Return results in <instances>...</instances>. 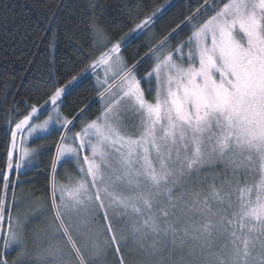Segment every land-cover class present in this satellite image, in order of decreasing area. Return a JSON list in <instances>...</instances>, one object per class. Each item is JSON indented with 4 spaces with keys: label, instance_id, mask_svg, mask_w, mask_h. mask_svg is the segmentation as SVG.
I'll list each match as a JSON object with an SVG mask.
<instances>
[{
    "label": "snow or ice",
    "instance_id": "1",
    "mask_svg": "<svg viewBox=\"0 0 264 264\" xmlns=\"http://www.w3.org/2000/svg\"><path fill=\"white\" fill-rule=\"evenodd\" d=\"M89 8L84 66L60 83L51 56L49 80H36L34 95L44 96L8 122L0 264H29L24 222L6 195L40 148L17 138L51 130L49 200L36 206L50 216L31 264H264V0H197L131 62L123 50L152 30L164 6L119 38L103 7ZM59 40L48 37L51 52ZM84 78L94 80L97 113L88 116L86 104L64 115L69 89ZM64 164L75 174L61 180ZM12 247L18 259L10 261Z\"/></svg>",
    "mask_w": 264,
    "mask_h": 264
},
{
    "label": "trees",
    "instance_id": "2",
    "mask_svg": "<svg viewBox=\"0 0 264 264\" xmlns=\"http://www.w3.org/2000/svg\"><path fill=\"white\" fill-rule=\"evenodd\" d=\"M170 0H0V170L6 162V147L8 144L7 130L9 121L16 115L25 112V102H35L44 96V91L36 93L37 79L49 80L48 64L50 57L55 56L57 67L60 68V83H65L67 71L81 69L83 55H89L90 51L85 47L86 30L84 24L90 3H96L103 7L106 23L111 26V31L119 38L133 26L137 16L144 15L155 10L159 6H165ZM197 0H173L169 7L157 17L152 30L145 37L123 50L128 61L134 58L146 57L148 44L153 40H159L170 31L171 27L180 22V18L186 15ZM131 14V15H130ZM51 25V28H49ZM48 29V31H45ZM53 32H58V41L55 52L48 48V37ZM75 32L72 41L67 40L66 33ZM150 62L143 63L140 72L143 74L148 69ZM65 66V67H62ZM70 78V77H67ZM91 79H85L78 87L73 89L62 109L64 115H74L73 109H79L83 105H90L88 116L97 113L98 106L95 103L96 94L92 88ZM16 108L18 112L11 115ZM57 133L44 140L43 154L39 165L23 175L13 176V182L17 186L10 188L7 193V205L11 203V197H16L21 191L30 194L35 201L44 203L49 200V186L51 181V160L55 153ZM72 169V165H68ZM58 179L63 180L62 170H58ZM22 183V184H21ZM0 185V196H3ZM10 261L18 258V253H8Z\"/></svg>",
    "mask_w": 264,
    "mask_h": 264
},
{
    "label": "rangeland",
    "instance_id": "3",
    "mask_svg": "<svg viewBox=\"0 0 264 264\" xmlns=\"http://www.w3.org/2000/svg\"><path fill=\"white\" fill-rule=\"evenodd\" d=\"M173 2V0H170L165 6H164V11L169 7V5ZM163 11V12H164ZM163 12H161L159 15H161ZM85 79L81 80L78 85L73 86L69 89V93L78 87ZM89 79V78H88ZM92 82L94 83V80L91 79ZM47 118L46 116L41 117V119ZM56 133L55 130H51L50 134H42L38 133L36 134L37 138H29L27 137V134H24L23 137V143H21V137L18 136L17 141H18V146H27L29 148H40V154L33 158L31 160V163L28 161H23L22 163L24 164V167H22L19 170L18 175H23L27 172L32 171L39 165L40 157L43 154V148H44V140L51 136L52 134ZM40 136H45V138L40 139ZM18 159V157H17ZM69 164H64L63 167H60L58 170H62L63 175L65 176V173H71L75 174L74 169L69 168ZM18 182V181H16ZM22 184V183H21ZM8 193V192H7ZM41 205L46 208L47 203L46 201L44 203L35 201L34 197L30 194L23 193L22 191L18 193L16 197L12 196L11 197V203L8 206L7 205V195H6V208L8 211L11 212L13 217H19L23 222H24V227H25V232L27 233V240H26V246H27V252H28V261L29 264H31L33 254L37 251V246L35 243V239L37 237L43 238L44 233L47 231V226H48V219L50 216V213L46 211H37L36 206ZM26 217V219H25ZM7 219V213L6 217ZM16 252L17 248L12 247L11 250L8 253ZM18 259V258H17Z\"/></svg>",
    "mask_w": 264,
    "mask_h": 264
}]
</instances>
